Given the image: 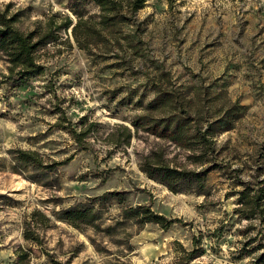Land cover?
Masks as SVG:
<instances>
[{
    "label": "rangeland",
    "instance_id": "obj_1",
    "mask_svg": "<svg viewBox=\"0 0 264 264\" xmlns=\"http://www.w3.org/2000/svg\"><path fill=\"white\" fill-rule=\"evenodd\" d=\"M9 3L11 12L25 10L23 31L54 12L77 19L71 5L98 11L90 0H0L2 8ZM136 17L139 26L124 29L138 34L139 52L126 46L118 56L90 57L69 30L37 51L44 71L18 85L7 80L0 54V264H178V243L193 253L189 264H264V214L240 212L243 192L264 180V0H146ZM154 83L182 93L197 124L235 100L242 116L214 137L204 162H193L200 146L184 149L149 124H132L167 114L148 109ZM17 150L39 152L52 170L25 166ZM153 152L202 174L173 192L140 168ZM107 192L115 195L100 198ZM77 204L94 207L101 220L77 228L58 219ZM139 205L173 222L163 228L122 216ZM35 210L50 217H36L40 245L23 235Z\"/></svg>",
    "mask_w": 264,
    "mask_h": 264
},
{
    "label": "trees",
    "instance_id": "obj_2",
    "mask_svg": "<svg viewBox=\"0 0 264 264\" xmlns=\"http://www.w3.org/2000/svg\"><path fill=\"white\" fill-rule=\"evenodd\" d=\"M84 1V0H83ZM87 1V0H85ZM89 1V0H88ZM97 5L98 11L90 13L79 4L71 5L70 14L50 13L44 19L35 21L33 28L23 31L18 23L25 16V10L19 9L11 12L12 4H6L4 8L0 6V54L8 62L9 74L7 80L18 85L23 80L40 75L44 71V66L37 59V51L51 43L63 42V33H68L71 29L74 42L77 47L84 50L90 57L95 56H118L119 50L124 52L126 46L139 52L138 44L141 43L137 33L126 32L124 26L135 24L139 26L136 17L138 11L145 5L146 0H90ZM70 45L72 43L68 41ZM111 53V55H109ZM156 96L148 106L149 110L164 109L167 114L163 117L155 118L148 114L135 117L132 124L135 128L147 126L148 130L157 136L167 138L184 149L194 150L200 146V153L191 155L193 162H204V156L214 151V137L219 133L232 128L233 122L242 116L243 105L239 100L231 101L229 107L225 109L222 116L206 123L197 124L185 105V97L180 92L162 88L154 83ZM126 144H129L133 132L130 127H125ZM70 131L79 140L82 134H78L74 128ZM117 142V141H116ZM14 155L15 160L25 166H34L46 172L52 170V165H46L40 158L37 151L17 150ZM63 164V163H57ZM140 168L151 178L165 184L171 191L180 192L188 190V183L192 177H199L200 172L181 169L169 163L163 153L153 152L140 162ZM211 169L204 170L205 174ZM259 188L247 187L243 192L241 202L245 206L240 209L246 217L264 214L262 210V199H264V180L257 183ZM254 190V194L250 193ZM249 193V194H248ZM111 193H105L100 198L107 199ZM97 200V198H95ZM50 221L46 214L35 210L31 213L29 220L25 221L23 235L26 241L33 244H42L39 233V221ZM122 216L126 219L134 218L137 223L143 225L147 222L160 224L167 228L173 221L168 220L164 215L158 214L148 206L139 205L130 207L122 211ZM58 219L66 221L79 228L81 224L95 226L101 220L100 212L94 207L86 204H77L61 209L57 214ZM49 227L46 225V228ZM182 249V254L178 257V264H189L194 257L178 243ZM28 256L22 254L21 259Z\"/></svg>",
    "mask_w": 264,
    "mask_h": 264
},
{
    "label": "water",
    "instance_id": "obj_3",
    "mask_svg": "<svg viewBox=\"0 0 264 264\" xmlns=\"http://www.w3.org/2000/svg\"><path fill=\"white\" fill-rule=\"evenodd\" d=\"M70 31H71V29H70Z\"/></svg>",
    "mask_w": 264,
    "mask_h": 264
}]
</instances>
